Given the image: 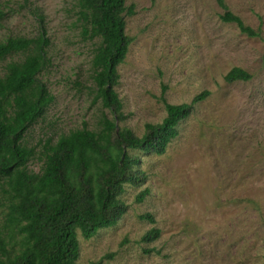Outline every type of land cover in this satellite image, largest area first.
<instances>
[{
  "label": "rangeland",
  "instance_id": "1",
  "mask_svg": "<svg viewBox=\"0 0 264 264\" xmlns=\"http://www.w3.org/2000/svg\"><path fill=\"white\" fill-rule=\"evenodd\" d=\"M261 36L250 37L223 22L219 0H127L126 32L134 38L119 65L115 90L126 119L117 121L136 134L166 116L170 103L190 102L211 92L179 124V135L162 155L134 150L146 173L140 185H125L128 205L119 223L85 239L78 231V262L88 264L115 252L102 264H264V0H224ZM0 41L37 37L41 17L50 44L39 79L54 102L26 132L35 149L29 168L40 172L46 143L85 125L95 131L112 118L94 101L93 57L100 38L84 33L79 0H0ZM14 54L0 60V76ZM242 67L252 78L228 83L225 75ZM150 194L141 203L137 194ZM0 186V229L9 200ZM151 213L155 222L141 219ZM153 227L160 236L142 241ZM15 252L20 235L3 229Z\"/></svg>",
  "mask_w": 264,
  "mask_h": 264
},
{
  "label": "trees",
  "instance_id": "2",
  "mask_svg": "<svg viewBox=\"0 0 264 264\" xmlns=\"http://www.w3.org/2000/svg\"><path fill=\"white\" fill-rule=\"evenodd\" d=\"M126 2L79 0L85 35L100 38L92 61L94 101L100 100L113 117L105 116L98 131L85 125L60 135L54 143L48 141L40 172L29 168L36 152L24 138L55 100L39 79L50 44L43 16L37 37L10 36L0 41V60L23 54L20 60L8 62L0 76V186L9 200L7 223L0 229V264H82L78 262V231L90 239L100 229L116 226L128 209L122 199L125 185H140L146 180L134 150L166 153L179 135V124L211 94L204 90L183 103H170L163 97L166 116L161 122L146 123L142 135L117 124L126 119L123 101L115 90L120 80L118 68L134 40L126 32V15L134 14V5L127 6ZM219 3L225 9L220 16L223 22L234 23L250 37L261 36L260 27L246 24L224 0ZM4 15L0 10V19ZM251 78V73L238 66L224 77L228 83ZM149 194V188L141 190L136 202H143ZM140 218L155 222L149 212ZM3 229L16 230L20 235L15 252L7 249ZM160 233L153 227L142 241L152 242ZM115 254L88 264H102Z\"/></svg>",
  "mask_w": 264,
  "mask_h": 264
}]
</instances>
